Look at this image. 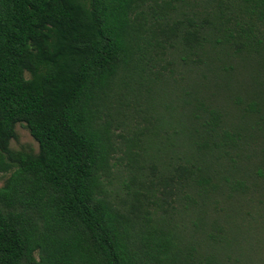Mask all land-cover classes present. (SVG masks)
Masks as SVG:
<instances>
[{"label":"trees","instance_id":"trees-1","mask_svg":"<svg viewBox=\"0 0 264 264\" xmlns=\"http://www.w3.org/2000/svg\"><path fill=\"white\" fill-rule=\"evenodd\" d=\"M0 175V264H264V0H0Z\"/></svg>","mask_w":264,"mask_h":264},{"label":"rangeland","instance_id":"rangeland-1","mask_svg":"<svg viewBox=\"0 0 264 264\" xmlns=\"http://www.w3.org/2000/svg\"><path fill=\"white\" fill-rule=\"evenodd\" d=\"M15 138L10 141L9 149L16 151H31L33 153L36 152V143L31 139L28 132L19 125L14 127ZM4 177L0 175V185L3 182Z\"/></svg>","mask_w":264,"mask_h":264}]
</instances>
